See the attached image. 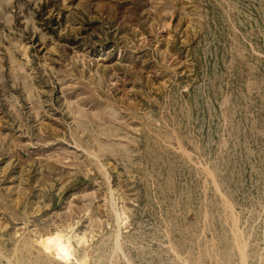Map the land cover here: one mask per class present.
<instances>
[{"label":"rangeland","instance_id":"374dc122","mask_svg":"<svg viewBox=\"0 0 264 264\" xmlns=\"http://www.w3.org/2000/svg\"><path fill=\"white\" fill-rule=\"evenodd\" d=\"M0 264H264V0H0Z\"/></svg>","mask_w":264,"mask_h":264}]
</instances>
